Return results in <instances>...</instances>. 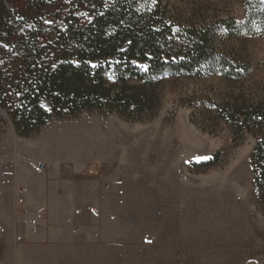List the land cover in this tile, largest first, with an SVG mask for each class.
<instances>
[{
  "label": "rangeland",
  "instance_id": "obj_1",
  "mask_svg": "<svg viewBox=\"0 0 264 264\" xmlns=\"http://www.w3.org/2000/svg\"><path fill=\"white\" fill-rule=\"evenodd\" d=\"M30 1L0 0V31L7 13L20 31L29 29L41 16L29 10ZM137 1L165 10L178 44L175 51L190 40L188 30L208 28L215 53L238 75H226L209 62L197 73L166 72L159 77V111L136 120L83 111L51 118L31 137L17 135L10 121L0 123V254L18 253L26 226L33 230L55 224L49 231L54 236L75 221L84 228L59 234L94 240L100 264H137V259L125 261L126 252L151 249L160 233L164 244L157 248L164 249L166 264H264V204L251 164L256 137H239L223 111L235 100L245 104L264 94V0ZM46 4L41 17L77 16L81 23L96 10L82 0ZM52 126L102 128L108 136L99 146L70 141L51 148ZM215 154L214 164L196 165ZM201 157L207 159H197ZM84 185L89 195L81 191ZM52 188L64 199V208H50L53 212L39 201ZM83 197L93 200L92 211L84 210ZM244 212L254 216L263 237L255 238L257 229L225 225ZM221 222L222 227L214 225ZM173 238L181 241L172 246L167 241Z\"/></svg>",
  "mask_w": 264,
  "mask_h": 264
},
{
  "label": "trees",
  "instance_id": "obj_2",
  "mask_svg": "<svg viewBox=\"0 0 264 264\" xmlns=\"http://www.w3.org/2000/svg\"><path fill=\"white\" fill-rule=\"evenodd\" d=\"M82 1L96 7L85 23L77 16L41 17L46 0L30 1L29 10L41 16L29 29L20 31L10 14L3 13L0 123L10 121L21 137L38 134L51 118L83 111L115 113L127 120L154 116L160 107L159 77L166 72L197 73L209 62L226 75H238L215 53L208 28L188 30L190 40L175 51L178 44L165 10L137 0ZM223 111L239 137H256L251 164L264 204V94L245 104L235 100ZM217 158L215 154L196 165L210 166Z\"/></svg>",
  "mask_w": 264,
  "mask_h": 264
},
{
  "label": "crops",
  "instance_id": "obj_3",
  "mask_svg": "<svg viewBox=\"0 0 264 264\" xmlns=\"http://www.w3.org/2000/svg\"><path fill=\"white\" fill-rule=\"evenodd\" d=\"M107 130L105 129H99V128H85L74 130L73 132L67 134V135H61L60 134H50V141L51 143L49 146L51 148H56V145H61L64 142H70L74 141L75 144L78 143H85L88 142L90 145H100L101 142H105L107 138ZM52 139V140H51ZM82 139V140H79ZM79 141V142H78ZM85 141V142H84ZM54 142V143H53ZM48 147V146H47ZM49 148V149H51ZM39 148L34 149L33 151L35 153L38 152ZM47 151V150H46ZM57 152V151H55ZM52 153V152H51ZM54 154V153H53ZM56 157V155H54ZM58 156V155H57ZM34 185L38 183V181L33 182ZM50 185V184H49ZM50 187H53L52 185ZM55 188V187H54ZM71 189L69 186L67 187V190ZM81 191L84 192V194L89 195V186L84 185L83 187L80 186ZM53 188L51 189V192H53ZM93 194V193H92ZM39 201L41 202V205L45 206L44 209H49L51 212H53L56 207H61V204H63V197L57 196L54 192H45V195L39 196ZM84 198V197H83ZM93 200H87L84 198V200H81V204L84 208L88 210H93L90 208V204L92 205ZM50 208H53L50 209ZM65 208L62 212L65 213ZM47 211V210H45ZM82 211V210H81ZM43 214V213H41ZM154 225L156 229V225L154 223H151ZM54 225V226H53ZM52 225V228L55 227V224ZM26 226V225H25ZM84 228V225L79 224L78 222L71 223L70 227H67L65 230L58 229L57 234L54 236L49 233V231L52 228H48L47 225H44L40 228L30 229L28 226L24 229L25 232V238L21 242V244L18 247V253L15 255H3L0 254V264H100V256H102L96 248L97 245H93L94 240L90 239H71L67 237H62L59 233H65L69 232L70 229H80ZM153 227V228H154ZM162 224H160V232L162 231ZM162 233L158 234L159 237L156 238V242L151 249L141 251L131 250L126 252L125 261H131L137 259V264L144 263L145 264H166V261H164V249H158V246H162L164 244V239L162 238ZM175 240L167 241L172 246H176V244H173L175 241L179 242L181 241L180 238H173ZM22 237L20 240L21 241ZM169 240V239H167ZM96 242V241H95ZM159 242V243H158ZM169 246V245H168ZM79 248V249H78ZM2 252V251H0ZM167 264L168 263L167 261Z\"/></svg>",
  "mask_w": 264,
  "mask_h": 264
},
{
  "label": "bare ground",
  "instance_id": "obj_4",
  "mask_svg": "<svg viewBox=\"0 0 264 264\" xmlns=\"http://www.w3.org/2000/svg\"><path fill=\"white\" fill-rule=\"evenodd\" d=\"M66 127H59V126H56V127H54V126H52L51 127V129H50V132H52V135H54V134H59V133H61V135H67V134H69V133H71V132H73L74 130H75V128H66ZM49 132V134H51ZM162 175H163V173H162ZM175 177V176H174ZM173 178V177H172ZM178 179V178H177ZM149 181H150V179H149ZM172 183H173V181H172ZM174 184H175V182H174ZM173 184V185H174ZM161 186V185H160ZM164 185H162V187H163ZM178 186V185H177ZM172 187V186H171ZM174 187H175V185H174ZM169 188H170V186H169ZM178 188V187H177ZM171 189V188H170ZM175 189V188H174ZM177 190V189H176ZM177 191H179V190H177ZM181 191V190H180ZM170 192H171V190H170ZM172 192H174V191H172ZM175 194V193H174ZM177 194V193H176ZM178 194H179V192H178ZM177 194V195H178ZM180 195V194H179ZM178 195V196H179ZM173 198H174V195L172 196ZM173 198H172V200H173ZM179 199V198H178ZM170 201V200H169ZM178 205H179V203H178ZM175 206V205H174ZM222 205H220V207H221ZM238 206V205H237ZM240 208H242V207H240ZM239 208V209H240ZM176 209V208H175ZM184 210L186 209V210H188L189 209V204H186L185 205V207L183 208ZM229 209V208H228ZM227 209V211L229 212V210L230 209H232V208H230L229 210ZM240 211V210H239ZM237 213V212H236ZM236 213L234 214V215H236ZM228 214V213H227ZM230 214V213H229ZM229 216V215H228ZM221 217V216H220ZM231 217V216H230ZM234 218V217H233ZM254 218V216H252V215H250L248 212H244L243 213V215H236V217H235V219H232L233 221H234V223L233 224H225L224 222H221V223H216V224H214V225H216V226H219V227H222V225L223 224H225V225H229V226H233V225H237V226H239V227H246L247 229H249V231H251V230H256L257 228H258V226H257V224H255L253 221H252V219ZM188 222H190V221H188ZM175 223H176V221H175ZM171 224H172V222H171ZM170 225V224H169ZM173 225H176V224H173ZM218 228V227H217ZM262 232V231H261ZM181 236V235H180ZM255 238H260V237H263V235H261V233H260V231L257 229V231H256V233H255ZM241 237V236H240ZM249 237V236H248ZM248 237L246 238V240H248ZM184 238V237H183ZM249 238H251V237H249ZM254 238V237H253ZM254 238V239H255ZM181 240V239H180ZM185 240L187 241V239L185 238ZM223 240V239H222ZM211 241V240H210ZM207 244H209V243H207Z\"/></svg>",
  "mask_w": 264,
  "mask_h": 264
},
{
  "label": "snow or ice",
  "instance_id": "obj_5",
  "mask_svg": "<svg viewBox=\"0 0 264 264\" xmlns=\"http://www.w3.org/2000/svg\"><path fill=\"white\" fill-rule=\"evenodd\" d=\"M86 15V14H85ZM4 47H7V45H4ZM53 67H55V65H53ZM140 67L144 70H147V65H140ZM197 159H207V157H201V158H197Z\"/></svg>",
  "mask_w": 264,
  "mask_h": 264
},
{
  "label": "built area",
  "instance_id": "obj_6",
  "mask_svg": "<svg viewBox=\"0 0 264 264\" xmlns=\"http://www.w3.org/2000/svg\"><path fill=\"white\" fill-rule=\"evenodd\" d=\"M79 211H80L79 209L76 210L77 213H78ZM40 217H43V214H41ZM20 239H21V236H17L16 240L18 241V240H20Z\"/></svg>",
  "mask_w": 264,
  "mask_h": 264
},
{
  "label": "water",
  "instance_id": "obj_7",
  "mask_svg": "<svg viewBox=\"0 0 264 264\" xmlns=\"http://www.w3.org/2000/svg\"><path fill=\"white\" fill-rule=\"evenodd\" d=\"M11 127H12V125H11ZM13 128V127H12Z\"/></svg>",
  "mask_w": 264,
  "mask_h": 264
}]
</instances>
